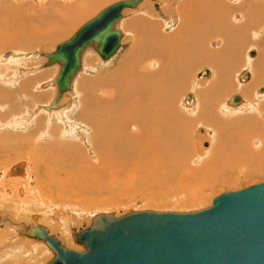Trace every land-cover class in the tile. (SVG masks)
Returning a JSON list of instances; mask_svg holds the SVG:
<instances>
[{"label": "bare ground", "instance_id": "1", "mask_svg": "<svg viewBox=\"0 0 264 264\" xmlns=\"http://www.w3.org/2000/svg\"><path fill=\"white\" fill-rule=\"evenodd\" d=\"M110 1L112 0H61L57 5L56 0L52 3L48 0H42L38 4L30 0H25V2L20 0H0V51H3L0 54L14 50L18 55V52L24 53L61 40L76 29L83 20ZM227 1H179L175 12L177 19H170L168 17L171 22L178 20L176 28L169 34L164 33V28L160 24L148 21L144 19L145 17L128 21V25L135 29L134 35L137 37V43H135L127 56L118 64L114 72L108 73L107 76L103 75V77L101 76L102 78L97 77L98 79L96 80H87L86 83L81 84L83 86L82 92L83 90L85 92H83L84 95L80 99L79 104L81 107L73 116L68 114L67 110H64L67 107L60 102L66 93L72 91L74 82L84 70V67H86L84 64L85 55L92 54L91 52L97 53L92 47L87 48L83 53L82 69L75 76L70 91L64 93L59 101L56 100V78L53 80L54 82L49 81L39 86L41 89L52 87L56 94L52 103L47 106H41L38 111H57V116L55 117L64 126V130L60 133V137L63 139L67 136L75 137L77 135L75 134V129L79 125L83 127L85 134L81 135L80 138L86 142L85 144H88L89 156L92 157L85 155L86 150L82 149V144L70 146L61 142L62 140L60 139L59 141H55V143L53 141L47 144L43 143V139L51 138L57 131L50 130L52 123L47 125L46 129L43 127L44 131H40L38 122L37 128L32 131V137H37L34 144L40 142V145L31 148V150L26 149L29 148L26 145L27 136H22L24 140L22 142L23 150L21 151L23 152L20 154L24 155L21 159L32 160V162L39 161L43 164L42 171H36V169L34 171L35 188L30 191L26 189L30 193V196H34V203L46 199L54 203L58 201L63 205H71L72 203L78 205L80 202L81 204L84 202L86 205H91L90 207H86L88 211L94 207L97 209L100 207H114L115 201L111 199L102 200L94 198L90 200L87 198L81 199V197L83 195L87 197L90 195L103 196V193H110V198L115 199L122 192L133 190L134 188L131 189V187L134 186L135 183L133 182L135 181L136 185L141 182H151L157 187H167L169 185L168 178L170 173L179 175L178 187L186 193H188L187 186L192 185L193 182L200 184L197 188V194H192L195 200L201 197L202 193L205 192L203 190L210 189L219 184L226 186L228 183L223 181L224 178L222 176L231 177L232 173H236L242 167L249 168L255 162L263 164L264 146L262 145L263 148L253 151V149H250V145L254 143L257 144L256 147H259L261 144H264V103L254 106V103L251 102L248 107L249 110L257 109L258 117H231V119L226 120L220 114H231L230 111L233 110L229 109V106L239 108L237 111L243 110V107L240 108V106L245 104V100L242 97L240 104H230L232 96L227 102L229 106H226V104L224 105L226 95L239 91L244 97L251 100L254 97L255 88L264 83V50L262 49L264 44L258 43L253 39L257 26L264 29V16L255 21L249 10L239 5L229 4ZM238 1L236 0L232 3ZM260 1L264 2V0ZM141 4L136 8L126 10L137 9ZM157 9L159 10V8ZM126 10L123 11V14ZM225 11H230L231 13L234 11L241 12L244 22L235 26L236 24L233 23L232 17L226 14ZM123 17L116 25L119 31ZM164 25L166 26V24ZM122 40L120 48L122 47ZM213 42L217 43V47L210 49ZM216 43H213V46H216ZM251 46L256 48L261 47V51L258 49L260 57L255 61L248 59L245 61L246 67L252 69L254 72L253 78L248 85H238L235 82L234 78L236 76L234 74L241 67L244 49ZM23 55L21 56L23 57ZM45 55L48 54H42L46 59V63L48 58ZM97 56L100 57L98 53ZM114 56L109 60L100 58L104 62H109ZM25 59L17 61L18 66L20 65L18 67L19 71L16 76L6 77L3 80L6 84L10 86L17 85L24 78V75L32 74L35 68L39 69L36 66L32 69L21 67V61H25ZM28 60L34 61L32 58ZM10 61L2 62L0 60V67L6 63L9 68H13L14 62ZM152 62L159 64L157 69L153 70V72H145L144 69L147 70L153 64ZM45 63L40 66L41 69L59 66L55 64L46 67ZM200 67H209L213 70L214 76L208 83H195L196 85L194 84L193 86L190 83L191 77H193L195 69ZM14 69L16 70V68ZM58 69L60 70V66ZM243 73L238 76L239 81H249L250 79H244ZM211 75L210 72L209 77ZM241 76L242 78H240ZM3 81L1 80L0 83ZM18 85L23 93L26 86L30 85V83L20 82ZM7 88L8 86L6 89L5 87L4 89L0 88V101L2 103L10 100L12 97V92L9 91L10 88ZM188 89L196 90V93L188 95L192 96L191 99H188V96L184 99L186 105L193 102L191 104V111L188 113V116H185L177 107V103L182 96L181 94L185 91L187 92ZM257 91L264 93V88H259ZM29 93L28 96L31 95ZM6 103L8 104V102ZM53 103L57 104L58 107L56 109H51ZM247 105L245 104L244 107ZM25 111H27L25 114L22 113L23 115L21 114L18 117L15 114V117L10 118L11 120H7V124L1 123V121L0 127L2 125H10V127L16 130H25L31 127L37 117V110L34 112ZM216 112L220 114L217 116L215 115ZM233 116L235 115L233 114ZM200 121H203L202 123L208 128H213L218 137L215 140L216 142L214 141V147L211 151V155L213 154L216 159H213L211 163L206 162L204 166L196 169L192 167L190 164L191 158L188 159V157L194 154L193 143L195 138L192 134H194V127L196 128L197 125L201 124H199ZM67 126L69 127L68 130ZM32 142L33 140L27 144L34 146ZM227 145H231V148H226ZM5 148L1 149L6 151ZM223 156H227L229 159ZM224 162H227L226 166L222 165ZM2 163L0 164L2 165ZM221 168L222 170H219ZM215 170H219L218 173ZM253 171L256 170L253 169ZM7 174L8 177L9 174L10 176H18L14 178L10 177L15 180L27 179L29 169L21 162L8 169ZM17 191L20 196L25 194L21 188ZM65 197L70 199L68 203L63 202V198ZM122 197L124 198V196ZM189 197H192L191 194H189ZM118 198L120 199V197ZM30 199L29 197L24 198L25 201ZM155 200L149 201L152 203V206L155 204L153 203ZM166 201H157V203L165 204ZM43 203L38 204L43 205ZM108 214L106 212L98 215ZM97 218L99 217L97 216ZM54 228L57 229L56 226ZM21 230H16V232L19 233L21 231L26 233V231H23L24 229L21 228ZM44 230L52 237L48 230L45 228ZM66 232L67 230L65 233H61L63 242L55 236L53 237L63 247L64 245L72 247L76 236L75 234ZM3 237L0 236V238ZM4 238L6 239V237ZM46 242L51 246V250L54 251L52 245L48 241ZM42 246L45 249L48 248L45 243ZM55 257L56 252L54 251Z\"/></svg>", "mask_w": 264, "mask_h": 264}, {"label": "rangeland", "instance_id": "2", "mask_svg": "<svg viewBox=\"0 0 264 264\" xmlns=\"http://www.w3.org/2000/svg\"><path fill=\"white\" fill-rule=\"evenodd\" d=\"M20 1L25 2V0H20ZM30 1L34 2L35 4H38V2H40L42 0H30ZM48 1L50 2L52 0H48ZM53 1H55V0H53ZM60 1L61 0H56V4L60 3ZM117 1H121V0H112V1L104 4L101 8H99L98 11H96L94 14L90 15L88 18L83 20L76 27V29H74L68 36L62 38L61 40L55 41L54 43L49 44L45 47H41V48L37 47L36 49L29 50V51L24 52V53L18 52V55H17V52L14 50H9L8 52H5L4 54H0V57H1L0 60H2V62H7L10 60H12L10 62H14L13 68H11V67L9 68L6 65V63H4V66H3V64L1 65V67H0V69H1L0 70V72H1L0 81L5 80L6 77L10 78V77L16 76L17 72L19 71L18 67L20 66V65L18 66L17 61L19 62V60H23V58H26V59H25V61H21V67L32 69L36 66L37 68H39L38 70L35 68L34 71L32 72V74L31 73L26 74V75H24V78L20 80V82H22V83H24V82L30 83V85L26 86V89H25V91H23V93L21 92L22 89L18 85L20 82L17 83V85H12V86H10L9 84H6L5 81L0 83L1 89H4V87L6 89V87L8 86L7 89L10 88L9 91L12 92V97L10 98V100H8V101L6 100L4 103H2V101H0V104L2 105L0 107V122L2 121L1 123H4V124L6 122L8 123L7 120H11L15 116L18 117L22 113L25 114V112H27L25 110H28L31 112H34L37 110V113H36L37 117L33 121L31 127L27 128L25 130L18 129L19 130L18 131L14 128L5 127V125H2L1 126L2 128L0 127V155H1L0 156V163L4 162V163H2V165L0 164V166H1L0 167V233H1L0 236L6 237V239L4 237L0 238V264H48L51 262V260H53L54 251L51 250L52 249L51 246L44 240H41L39 238H33V237L29 236V232H31V230L34 227H39V228H43V229L45 228L46 230H48L51 233V236H55L57 239H59L61 241H62V234L65 233L66 230L69 233L75 234L76 239L74 240V245L72 247H67L64 245V247H66L67 249L79 252V253H84L87 251V249L83 245H80V243L78 241V235H80L83 232H85L86 230H88L94 224V222L98 219L97 216L99 217L98 214H104L107 212V213H109L108 215H114L115 217L120 218V217H124V216H126L132 212H142V211L194 212V211H199V210L206 209V208L212 206L214 199L221 194H224L227 192L239 191V190H242V189L249 187L253 184H257V183L264 181V162H263V164L255 162L256 165H255V163H253L251 165L252 168L251 167H249V168L248 167L247 168L242 167L236 173H232L233 175L231 177H227L226 175H225V177L222 176V178H224V179L226 178L225 180L223 179L224 182L228 183L226 186H222L221 184H219V185H215L214 187H212L210 189L203 190L205 192L202 193L201 197H198L195 200H194V196L192 194L193 193L197 194L196 193L198 191L197 188L200 186V184L197 182H193L192 185L187 186L188 187L187 188L188 193H186L184 191H181L178 187V181L180 180L179 175L174 174V173H172V174L170 173L169 178H168L169 179L168 180L169 185H167V187H160V186L157 187L156 185L152 184L151 182L150 183L141 182L143 184L139 183L138 185H136V181H135V182H133V183H135L134 186L131 187V189L132 188H134V189L133 190L130 189L131 191H128V192H126V191L122 192V194L118 196V197H120V199L118 197H115V199L110 198V196H109L110 193H103V196L102 195H100V196L90 195L87 197V196L83 195V197H81V199L87 198V199L91 200L94 198L95 199L99 198L102 200L111 199V200L115 201L114 207H109V208H104V207L101 208L100 207V208H98V209H100V211H98V209L96 207H94L95 208L94 209L93 206H92L93 209H89V211H88V208L86 209V207H90L91 205H86V204H84V202H82V204L80 202L78 205L73 204V203L71 205L70 204L69 205H63L62 203H59L58 201H56L55 203L52 201H49V199L39 200L38 203L44 202L43 205H40L38 203L33 202L34 196L33 195L30 196V193L27 190L29 189V191H30L31 189L35 188V184H34L35 172L34 171H35V169H36V171L41 170V168L43 167V164H41L42 162L40 163L39 161H33L32 162V160L28 161L26 159H21V157L24 155H20V154H21V152H23L21 150H23L22 142L24 140L23 137H25V136H27L26 145L29 147L26 149L31 150V148L37 147V145L38 146L40 145V142L37 144H34V142L36 143L37 137H32V131H33V129L37 128L36 125L38 122L40 125V131H44V129H46L47 125H49L51 123H52V125H51L50 130H52V131L56 130L57 131V132L55 131L56 133L51 138L43 139L42 140L43 143L47 144V143H50L52 141L55 143V141H57V140L59 141V139H60V140H62L61 142H64L70 146L82 144V146H83L82 149L86 150V152H87V153L85 152V155L89 156L88 144H85L86 142L82 141V139L80 138L81 135L85 134V130L83 127H81L79 125V127H77V129H75V134H77V135H75V137L74 136H67V137H65V139H67V140H65L62 137H60V133L62 132V130H64V126L62 125L60 120L55 117V116H57L56 115L57 111H55V110L50 111V112L43 111V110L38 111V109L41 108V106H45V105L47 106L48 104L52 103L54 100L55 94H56V93H54V89H52V87L48 88V89H41V88H39V86L46 83V82H49V81L54 82L53 80L56 78V76L59 73V69H58L59 66L58 67L53 66V67H49L47 69H41L40 68V66H42L46 61V59L42 56V54L43 55L44 54H52L56 50V47L59 44H61L59 42L67 41L69 38H71V36H73V34H75V32L82 25H84V23L88 22L90 19L95 17L99 12H101L106 7L112 5L113 3L117 2ZM179 1H181V0H156V1L146 0L137 9L126 10L123 14L124 17H123V20L121 21L120 27H119L120 31L123 33L122 47L120 48L119 52L109 62L102 61V59L97 56V53L95 54L94 52H91L92 54H88L87 56L85 55L86 58L84 57V59H85L84 64L86 67H84V70L80 73V75L77 77L76 81L74 82V85L72 87V91L66 93L64 95V97L62 98L60 103H62L64 106L67 107V108H65V109L63 108V109L67 110L68 114L73 116L80 109V107H81V105L79 104L80 99L84 95L83 92H85V90H83V92H82L83 86H81V84L86 83L87 80H90V79L96 80V79H98L97 77L102 78L103 75L107 76L108 73L114 72L116 70L118 64L123 60V58H125V56H127V54L129 53L131 48L135 45V43H137L136 42L137 37H136V35H134L135 29H133L130 25H128L129 24L128 21H130V20L132 21V19H136L139 17H145L144 19H147L148 21L160 24V26L162 28H164V30H163L164 33L169 34L176 28V26L178 24V20H176L175 22H173V21L171 22L170 19H174V18L177 19L175 12L177 10L176 8L178 6ZM235 1L234 0H228L227 3L232 4V5H239L245 9L249 10L250 14L254 17L255 21H257V19H259L260 17L264 16V2H261L260 0H244V1H241V0L238 1L237 0L238 2L232 3ZM49 2H47V3H49ZM52 2H50V3H52ZM156 5L159 6V10L156 8ZM164 7H165V9H164ZM166 11H167V13H166ZM225 13L229 14V16L232 17L233 23L236 24L235 26H238L239 24L244 22L243 21L244 18L242 19L243 14H241V12L234 11L233 13H231L230 11L229 12L225 11ZM234 16H235V18H233ZM171 23H172V25H171ZM164 24H166V26ZM253 39H255L258 43L264 44V29L257 26L255 29V34L253 35ZM213 43H216V42H213ZM213 43H212V48H210V49H214L215 47H217V43H216V46H213ZM258 49L261 51V47L256 48V47L251 46L249 48L246 47L244 49L243 54H242V58H241V65H240L241 67H239L236 74H234V76H236L234 78L236 80V81L234 80L236 82V84L238 83V85L245 86V85H248L252 81L254 72L252 71V69L246 67L247 64L245 65V61L247 59L252 60V61L259 59L260 51ZM262 49L264 50V45H263ZM2 52L0 51V53H2ZM251 52L256 53L254 57L250 56ZM21 55H23V57ZM30 57L34 61H29L28 59H31ZM154 63L151 64L147 70L144 69V71L145 72H153V70H156L159 64H157L156 62H154ZM35 64H37V65H35ZM14 68H16V70ZM204 70L210 71L212 75L210 77L209 76L208 77H200L199 75ZM244 71H248L251 74V78L249 81L240 82L238 79V76L241 75V73H243ZM22 72H24V70H22ZM192 76L193 77H191L190 83H191V85L194 86L195 83H203V82L208 83L213 78L214 74H213V70L210 69L209 67H200L198 69H195ZM240 78H242V76ZM36 87H38V88H36ZM54 88H55V86H54ZM259 88H264V83L255 88L256 90L254 92V97H252L251 100L244 97L241 94V92H239V91H236L234 93H230V94L226 95L225 99H224V105L226 104V106H229V105H227V102L230 99V97H232L234 95H240L242 98H244L245 104H248V105L246 107H244L245 104L240 106V108L243 107V110H239V111H237V109H239V108L229 106L228 108L233 110V111H230V113L232 115L223 113L225 115L224 116V115L217 113V112L215 113V115L218 116V114H220V116L225 118L226 120L231 119V117H235V118H243L246 116L258 117V115H257L258 110L257 109H254V110L250 109L249 110L248 107L251 104V102L254 103V106H258V105L264 103V93H259L257 91ZM28 93H29V95L33 94V96H31V95L28 96ZM195 93H196V90L188 89L187 92L185 91L183 94H181L182 96L180 97V99L177 103L178 104L177 107L180 109V111L185 116H188V113L191 111L190 110L191 104L193 102L186 105L184 103V99L186 96L191 95V94L193 95ZM39 96H41V97H39ZM6 102H8V104ZM11 102H12V104H10ZM3 106H5V107H3ZM1 108H3V109H1ZM8 113H9V115H8ZM12 113H13V115H12ZM15 114H17V115H15ZM233 114L235 116H233ZM229 115H231V116H229ZM202 122L203 121H200L199 124L200 123L201 124L197 125L196 128L194 127V129H195L194 134H192L193 137L195 138L194 143H193L194 154H192L193 156L191 155L190 157H188V159L191 158L190 164L192 165L193 168H196V169L204 166V164L206 162L211 163L213 159H216L213 154L211 155V151L214 147V141L217 139L218 135L213 130V128H208ZM43 127H44V129H43ZM81 128L83 129V131ZM68 129H69V127L67 128V130ZM28 139H30V140H28ZM7 140H9L10 142L8 141L9 142L8 143ZM11 140L13 143L11 142ZM32 140H33L32 143L34 146L28 145L27 143L29 141H32ZM16 142H18V143L16 144ZM262 145L264 146V144H261V146L256 147L257 144L253 143L250 145V147H251L250 149L251 150L253 149V151H256L258 149L263 148ZM4 147H6L5 148L6 151L1 149V148L4 149ZM226 148H231V145H227ZM4 157H6V158H4ZM89 157H92V156H89ZM223 157L228 158L227 156H223ZM192 160H194V161H192ZM21 162L24 163L29 169V174H28L27 179L22 178V180H15V179H12L10 177L14 178V177H18V176H10V174L8 177V174H7L8 169L12 168L13 165L20 164ZM200 164H202V165H200ZM226 164H227V162L226 163L224 162V164H222V165L226 166ZM253 169L256 171H253ZM219 170H222V168ZM219 170H215V171H217L216 173H218ZM211 172H213V170H211ZM30 173H31V175H30ZM6 175H7V177H6ZM162 176H161V178H162ZM21 177H23V176H21ZM28 178H29V181H28ZM176 178H177V180H176ZM33 184H34V186H33ZM151 184H152V186H150ZM20 188L22 190H24V192H25V194L23 196H20L19 192L17 191V190H20ZM189 194H191L192 197H189ZM17 195H19V196L17 197ZM122 196H124V198ZM166 196H167V198H166ZM26 197H29V199L30 198L31 199L28 201H25L24 198H26ZM152 199H154V200L156 199L155 202H153V203H155L153 206L151 205L152 203L149 202ZM47 200L49 203L47 202ZM69 200L70 199H68L66 197L63 198L64 203H68ZM157 201H161V202L166 201V203L165 204H159V202L157 203ZM47 203H48V205H47ZM57 204H59V205H57ZM60 204H61V206H60ZM110 208H112V209H110ZM85 209H86V211H85ZM98 212H100V213H98ZM65 225H67V226H65ZM55 226L57 227V229L54 228ZM21 228L24 229L23 231H26V233L21 232L22 231ZM19 229L21 231L19 233H17L16 230H19ZM62 231H64V232L62 233ZM6 235H8V236H6ZM59 236H61V237H59ZM76 241H78V242H76ZM44 243L48 247V248L46 247L48 250L42 246Z\"/></svg>", "mask_w": 264, "mask_h": 264}, {"label": "water", "instance_id": "3", "mask_svg": "<svg viewBox=\"0 0 264 264\" xmlns=\"http://www.w3.org/2000/svg\"><path fill=\"white\" fill-rule=\"evenodd\" d=\"M143 1L110 5L52 54L45 55L46 67L60 66L55 79L57 101L70 91L87 48L92 47L103 60L116 54L123 37L116 25L123 11ZM200 75L208 77L210 72L204 70ZM242 75L250 79L247 71ZM241 102V96L235 95L229 103ZM57 107L56 103L51 105V109ZM29 236L52 245L56 257L49 264H264V181L221 194L212 206L199 211H142L120 218L101 215L78 236L80 245L87 249L84 253L64 248L39 227Z\"/></svg>", "mask_w": 264, "mask_h": 264}, {"label": "crops", "instance_id": "4", "mask_svg": "<svg viewBox=\"0 0 264 264\" xmlns=\"http://www.w3.org/2000/svg\"><path fill=\"white\" fill-rule=\"evenodd\" d=\"M5 127H9V128H12V127H10V125H7V126H5ZM10 130V129H9Z\"/></svg>", "mask_w": 264, "mask_h": 264}]
</instances>
